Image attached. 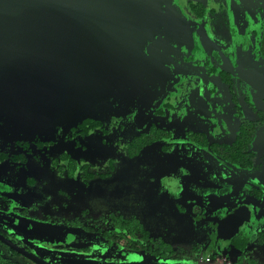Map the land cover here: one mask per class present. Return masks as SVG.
<instances>
[{
	"label": "rangeland",
	"instance_id": "374dc122",
	"mask_svg": "<svg viewBox=\"0 0 264 264\" xmlns=\"http://www.w3.org/2000/svg\"><path fill=\"white\" fill-rule=\"evenodd\" d=\"M252 1V10H247L245 14L249 21L245 29L249 36L251 27H257L258 37L252 39L251 45L232 26L228 15L227 23L218 25V30L209 28L215 36L225 39L226 45L232 37H238V41L230 44L229 51H223L228 56L225 64H215L219 70L230 73L231 89L218 73L208 72L214 62L208 59L207 51L218 47L204 26L198 29L190 26V37L187 39L186 32L175 25L166 34L167 38L160 39V44L154 46L159 50L157 54L153 53L152 58L173 61L175 57L168 46L183 54L186 46L191 48L195 44L196 48L191 54L194 62L191 63H199L203 67L189 74L181 68L177 70L172 80L176 92L169 98L176 108V114L168 112L164 116H147V120H141L140 113L149 88L148 84H143L139 90L127 88L124 100L114 106L91 110V116L103 121L102 129L74 140L65 138L71 131L69 125L56 127L50 138H45V133H38L46 144H51L47 140H54L52 143L55 144L42 152L48 156L46 152L49 151L48 158L40 155V151L39 161L29 158L23 166L10 162L0 164V180L5 184H15L14 193H4L0 197V213L23 216L37 228L25 229L0 218V232L53 264H74L68 259L97 260L110 264H236L242 252L236 249L225 252L218 245L224 240L229 225L218 206L228 205L235 195L247 193L248 188H261L262 185L264 189V133L258 124L250 143L251 150L256 154L252 168L223 164L208 150H196L195 146L184 140V133L187 129L205 132L210 141L232 143L241 124L232 92L246 119L258 120L259 111L264 114V64L252 67L257 60L264 59V0ZM170 3L185 20L196 18L189 8V0H170ZM206 20L211 23L210 18ZM199 95L211 104L212 117L205 118L195 112ZM11 115L7 113L3 117L7 119V128L2 130V144L11 143L15 138L28 141L38 136L28 131L30 129L45 131L51 128L36 118L19 114L12 117L14 119L10 123ZM151 123L169 129L173 134L172 141L162 140L139 155L130 157L127 153L128 142L148 132ZM169 142L174 147L164 151L163 145ZM190 151L193 152L187 157ZM62 153H69L79 162L88 164L89 171L95 173L94 178L86 181L82 172L71 176L67 166L61 169L63 161L56 162L55 158ZM185 167L190 174L182 177L181 170ZM170 171L182 178L179 187L168 190L162 179ZM104 172L109 173L107 177L99 175ZM178 176L176 181L179 180ZM215 179L225 180L223 184L227 181L221 191L230 193L228 199H199L188 192L189 182L199 184L201 189L221 186L217 181L212 182ZM228 182L236 184L234 192ZM178 189L182 196L176 197ZM196 194L202 195L199 192ZM110 214L136 217L153 236L161 237L173 247L174 257L163 258L144 252L120 253L99 233L83 232L70 223L80 220L81 223L96 227L102 217ZM220 219L222 222L218 224ZM262 225L261 229L264 230V219ZM85 243L89 247L82 249ZM250 245L244 255L255 253L258 255V264H264V243L255 241ZM0 250L6 252L1 245ZM208 256H212L210 261L206 259ZM18 259L24 263L38 264L25 258ZM3 261L0 264H5Z\"/></svg>",
	"mask_w": 264,
	"mask_h": 264
},
{
	"label": "water",
	"instance_id": "95a60500",
	"mask_svg": "<svg viewBox=\"0 0 264 264\" xmlns=\"http://www.w3.org/2000/svg\"><path fill=\"white\" fill-rule=\"evenodd\" d=\"M231 9L239 23L234 3ZM159 10L155 0H0V61L39 50V59L26 67L35 76L68 56L63 70L6 89L0 113L14 111L51 128L72 125L134 79L140 67L136 53L157 27ZM242 218L240 211L232 215L233 233ZM0 240L39 264H52L2 234Z\"/></svg>",
	"mask_w": 264,
	"mask_h": 264
},
{
	"label": "flooded vegetation",
	"instance_id": "af4514ba",
	"mask_svg": "<svg viewBox=\"0 0 264 264\" xmlns=\"http://www.w3.org/2000/svg\"><path fill=\"white\" fill-rule=\"evenodd\" d=\"M155 2L157 4V6H159V9H160L159 10L160 17H159L157 27L154 28L153 34L151 35L150 38H148L147 40L144 41V43L141 45L140 49L136 53V56H135L136 57V63H137V65L138 64L140 65L137 75L134 77V79L130 83L124 84V86H122L120 89H115L112 94H109L103 100L98 101L94 106H92L89 109V111L86 112L85 115L91 116V114H89V113L94 108L99 109V108H106L108 106L109 107L114 106L115 103H117L118 101L121 102L124 100V97L127 94L126 93L127 88H135L136 90H139V88L143 84H148L149 88H148V94L146 95V98H145V101H144V104L142 107L143 109L140 113L141 114L140 115L141 120H147V116H150V118L153 117L154 115L164 116L165 114H169L168 112H170L172 114H176V112H175L176 108L174 107V104H172L170 102L169 98H171L172 93L176 92L175 89L173 88L172 80L174 79V76L177 73V70L183 69L184 72L189 74V72H192L194 69L201 70V69H203V67L199 63H195V64L191 63V62H194L191 54L194 51V49L196 48L195 44H193L191 48H188L186 46V50L184 51L183 54L180 52V50L175 49L172 46H168L170 51L173 52V53L171 52V55L175 57V60H173V61L172 60L170 61V60L164 59V58L162 60H161V58H158V59H156V57L152 58L153 53L156 52V54H157L158 50H159L158 48H155L154 46L156 44H160L159 43L160 39H163V38L166 39L167 38L166 34L169 33V31H171L175 25L180 26L182 28V31L186 32V38L187 39H188V37H190L188 35L189 31H190V26L193 25V27H195L197 29H198V27L201 28L202 26H204V30H206L208 35L211 38H213V40L215 41V45L218 47L215 49H209L207 51V53L209 55L208 59L211 60L212 62H214V66H211L209 68L208 72H209V74L218 73L221 76L222 81L224 83H226L230 89L232 88L231 87L232 86L231 85V78L229 75L230 73L226 70H223V69L219 70L216 67V65L222 66L223 64H225V61H226L228 56H227V54H224V53L229 51L230 44L232 45L233 43L238 41V37L237 36L232 37V39L228 40V43L226 45L225 39L223 40V39H221V37L218 38L217 36H215L214 32L211 33L209 28L213 27L214 30H218L217 29L218 25H221V24L225 25L227 23V15H228L232 20V24H233L232 26H234V28L243 36L242 39L246 40L251 45L252 39L258 37V28L257 27H251L250 35L249 36L246 35V29L245 28L247 26H249V21L245 18V14H246L247 10H252L253 1L248 0V1L244 2L242 0H189V8L192 9V11L194 12L193 15L196 17V18H194V20H185L184 16L182 14H180L178 11H176L175 8L171 5L170 0H155ZM232 3H234L236 5V8H238L239 23H236L234 18H233L232 9H231ZM208 18H210L211 23H208V21L206 20ZM262 30L264 31V26H263ZM262 44H263V49H264V33L262 36ZM165 46H166V50H168L167 45H165ZM251 47H253V46H251ZM200 50H202V49H200ZM247 50H248V47H247ZM223 51H224V53H223ZM201 54L204 57H206L205 53L201 52ZM39 56H40L39 50H34L31 52L25 53L23 56L9 57L5 60L0 61V96L8 88H12V87H15L17 85H21L22 83H28L29 81H35V80L41 79L45 76H48L52 73H56V72L63 70L65 68L67 61H68V56L63 57L62 59H57L52 64H50L43 72L38 71L37 74L34 76L33 73H31L29 70H26V67L31 65V64L33 65L34 62L39 59ZM260 64H264V59H262L260 61L257 60L256 62H254L252 64V67H255V66L260 65ZM18 70H21V71H19V73H18L17 72ZM22 71H24V72H22ZM223 72L228 75L229 81H226L224 79V77L222 75ZM25 75H28L27 78H25ZM213 92L215 93V90H213ZM232 96H233V100L235 102V106L237 109V114L241 120V123L244 121L254 122L257 125L256 130H257L258 124H260L261 130L264 133V120H263L264 114L262 113L263 116H261L259 113L261 111H259L258 113H259L260 118L258 120L246 119L243 115L242 109L238 106V103L236 101L237 100L236 95L233 92H232ZM195 109H196L195 112H197L202 117H205V118L212 117L213 111H212L211 104H209L205 100L204 96L199 95V98L197 99V102H196ZM7 113L12 114L11 117L9 118L10 123L14 119L12 117H15L17 115L14 111H5V112L0 113V158H1V154L5 153V154H8L10 156H12V155L19 156L18 157L19 159L14 160L11 158H5V159L0 161V164L5 163V162H10L13 164H17L19 166H23V165L27 164L29 158L30 159L36 158L39 161L41 158L40 155H44L42 152H44L48 148L50 149L55 144V143H52L54 140H47V141H50L49 143H51V144L50 145L46 144L45 140L43 141V139L41 137H39V134L45 133V135H44L45 138H50L51 135H53L54 129L56 127L47 128L45 131H42V130L38 131L36 129H30L28 131L33 133V135L36 134L38 136H35L31 140H28V141H22L20 138H18V139L15 138L13 140V142L10 141L11 143H5V144L3 143L2 144L1 143V141H2L1 134H3L2 130L7 128V122H6L7 119L3 118V117ZM19 115H22V114H19ZM38 120H36V121L39 122L40 120L39 121ZM33 123H34V125L37 124L36 122H33ZM153 124L157 125L156 123H151L150 127ZM67 125H69V124L67 123V124H64L61 126L65 127ZM157 126H159V125H157ZM240 126H241V124H240ZM57 127H59V126H57ZM160 128H163V127H160ZM163 129L168 130L171 133V137L163 138L161 140L154 142L153 144L160 142L162 140L172 141V139H173L172 132L167 128H163ZM69 130H70V128H69ZM97 130H99V129H97ZM97 130H93V131H97ZM149 130H150V128L148 129V132H149ZM93 131H90V133H93ZM188 131L199 132V131H194V130H189V129L185 130L184 140L189 142V144L195 146L196 150L205 149V150H208L210 153H212L208 147L207 148L202 147V146H199L198 144L191 142L187 137ZM148 132H146V133H148ZM201 133H205V132H201ZM78 136H82V135H77L74 138H70L68 135L65 138L74 140ZM206 136H207V134H206ZM207 139L209 140L208 136H207ZM209 142L227 145V143H222V142H216V141H210V140H209ZM12 144H13V146H12ZM153 144L146 146L144 149H147L148 147L152 146ZM171 144H172V142H169L168 145H165V146H169L168 149H165L164 148L165 146L163 145V150L164 151L171 150V148L174 147V146H171ZM40 151L42 154H40ZM191 152H193V151L187 152L186 156L187 157L191 156ZM46 153L48 156L44 155V157L48 158L49 157V151H47ZM255 160H256V158H255ZM262 161H264V157H263ZM222 163L226 164V165H230V166H232V165L233 166H239L236 164H231V163H226V162H222ZM239 167H241V166H239ZM250 168H252V167H250ZM187 169L188 168L185 167V169L183 168L181 170L182 177L184 175L188 176L190 174V173H188ZM189 171L191 172L190 169H189ZM181 174H179V175H181ZM177 176H178V174H175V172H172V171H170V173L165 174V176H164L165 178L163 177L164 179H162V181L166 182V185H165L166 189L170 190L176 186L177 187L180 186L179 183H181L180 179L182 177L179 178V176H178L179 180L176 181ZM30 179L31 178H29V180ZM31 181H32V179H31ZM214 181H217V184L219 183V184H221V186L216 187L214 185V186L208 187L206 189H201L202 187L199 184L193 183V182H191V184H190V182H189L188 183V185H189L188 192L192 193L194 196H198L199 199L207 198V197H208V199L213 198V200H218L217 198L228 199L229 198L228 196L230 193L227 192L228 194H226L225 192L223 193L221 191V188L227 184V181H226V184L222 183L225 180L215 179L212 182H214ZM228 183L231 184L230 186L233 187L232 192H234L237 188L235 186L236 184H234L233 182H228ZM214 184H216V183H214ZM14 186H15L14 183L13 184L12 183L11 184H7V183L5 184L0 180V197L4 193H14V190H15ZM186 188H188V186ZM256 189L257 190L261 189V195H258V191ZM183 190H185V189L183 188ZM198 192L201 193L202 195L196 194ZM176 194H178V195H176V197L179 195L182 196V193L180 194L179 189L176 192ZM235 196L236 197H234V199L232 198V200L228 203V205H222V207L218 206V210H220V212L222 213V216L224 218L227 217L228 224H229L228 230L225 233L226 235H224L225 238H224V240L223 239L221 240V241H223V243L221 244V241H220V244H218V245H220L221 249L225 252L228 250H232V249H236V250H239L242 252V255L240 254L238 257L236 264H258V261H257L258 255H254L255 253H252V255L245 256L244 252H246L247 250L250 249V246H251L250 244H253V242H255V241L259 242L258 233L264 231L261 229L263 226L262 224H263V219H264V203H263V201H264V189H263V186L261 185V188H258V187L248 188L247 193L245 191L244 194L240 193L239 195H235ZM236 211H240L241 215L243 216L242 219L244 221L240 225L238 231L233 233V231L231 229V221H232L231 218H232V215ZM22 212L25 213L26 210L23 209ZM0 218L10 222L11 224H14L18 227L20 226V227L25 228V229L26 228L31 229L32 227L37 228L35 225H33L31 222H29L23 216H11L9 214L0 213ZM128 218H130V217H128ZM221 219H222V217H221ZM221 219H220L218 224H221V222H222ZM70 223L74 224V226H76V227H79V229L83 230V232L85 231V232H89V233H94V232L99 233L104 239L109 241L111 246L118 249V252H120V251L127 252V253L128 252L129 253L144 252V253H149V254L155 255L152 252L136 248L138 246V244H135V246H133L134 245L133 242L136 243V241L139 238L130 236L131 240H132V244H130V242L128 240L123 239V238H121L120 241L106 238L105 235L103 234V230H105V229L108 230V228L110 227L109 226L110 224L108 222H105L103 219L100 221V223H98V225L96 226L97 228L93 227L90 224L81 223L80 220H78L77 224L74 223L73 221H70ZM101 225H103V226H101ZM86 227H92L94 230H98V229H100V230L99 231H89L86 229ZM0 234L4 235L1 232H0ZM4 236L7 237L6 235H4ZM153 237H155V236H153ZM155 238H161V237H155ZM246 241H247V244L242 249L236 244L237 242H239L240 244H243ZM13 242L16 243L15 241H13ZM16 244L21 246L18 243H16ZM0 245L4 246L6 249V252L0 250V258H1L0 263H4L3 260H5V264H7V263H9V264H28V263H24L23 261H21L18 258H21V259L25 258L28 261L29 260L34 261V260L30 259L29 257L25 256L24 254H21L18 251L14 250L10 246H8L6 243H4L2 240H0ZM21 247H23V246H21ZM88 247H89V245L85 243L82 245L81 248L86 249ZM255 247L258 248V246H255ZM23 248H25V247H23ZM25 249L28 250L27 248H25ZM28 251L31 252L30 250H28ZM90 251L91 250L88 249V253H90ZM33 254H35V253H33ZM174 254L175 253L168 255V256H162V257L163 258H171V257H174ZM38 257L41 258L40 256H38ZM211 258H212V256H210V257L208 256L206 259H207V261H210ZM41 259H43V258H41ZM63 259H65V258L63 257ZM72 260L75 261L78 259H68L67 261L70 263L77 264L75 262H72ZM83 260H87V259H83ZM45 261H48V260H45ZM89 261L99 262L97 260H89ZM34 262H37L39 264V261H34ZM99 263L100 264H110L109 262H106V263L99 262ZM95 264H98V263H95ZM136 264H151V263H136ZM155 264H158V263H155ZM160 264H162V263H160ZM228 264H232V263L230 262Z\"/></svg>",
	"mask_w": 264,
	"mask_h": 264
},
{
	"label": "trees",
	"instance_id": "16d2710c",
	"mask_svg": "<svg viewBox=\"0 0 264 264\" xmlns=\"http://www.w3.org/2000/svg\"><path fill=\"white\" fill-rule=\"evenodd\" d=\"M222 75L226 81H229L226 73L223 72ZM259 113L263 116L262 112ZM85 114L75 123L69 125L71 130L69 133L70 138H74L77 135L86 136L90 133V131L103 128L102 120ZM256 126L257 125L254 122H242L239 134L237 135L235 141L229 145L210 143L206 134L201 132L188 131L187 137L191 142L198 144L199 146L208 147L222 162L236 164L243 168H250L254 166L256 158L255 152L250 149V143L254 132L256 131ZM169 137H171V133L168 130L153 124L148 133H142L135 136L130 142H128L127 153L130 157H135L139 155L146 146L163 138ZM164 148L168 149L169 146H165ZM18 157L19 156H10L4 153L1 154L0 161L5 158L17 160L19 159ZM55 161H63L64 165H60V168L64 169V167L67 166L69 170L68 174L71 176H76L78 172H82V176L86 181L94 178L95 173L89 171V165L79 162L69 153L61 154L58 158H55ZM108 174V172L99 173L101 177H107ZM257 191L258 195H261V189H258ZM102 219L105 222H108L111 227H109L108 230H103V234L108 239L120 241V239L123 238L132 244L130 236L139 238L136 243L133 242V246L138 244L136 248L152 252L157 256H168L173 254L175 251L173 247L161 238L153 237L150 231L146 229L136 217L128 218L121 214H110L107 217H102ZM74 223L77 224L78 222L75 221ZM86 229L89 231L100 230H94L92 227H86ZM258 240L259 242L264 243V231L258 233ZM236 244L242 249L246 246L247 241L243 244H240L239 242Z\"/></svg>",
	"mask_w": 264,
	"mask_h": 264
}]
</instances>
